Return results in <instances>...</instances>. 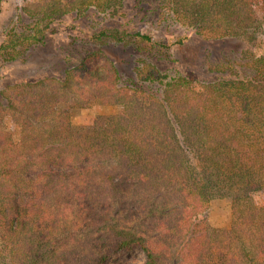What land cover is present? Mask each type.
I'll use <instances>...</instances> for the list:
<instances>
[{"label": "trees", "instance_id": "16d2710c", "mask_svg": "<svg viewBox=\"0 0 264 264\" xmlns=\"http://www.w3.org/2000/svg\"><path fill=\"white\" fill-rule=\"evenodd\" d=\"M124 1L38 0L33 11L24 9L32 19L25 32L0 51L14 58L17 44L43 39L50 19L90 7L116 12ZM170 3L178 21L209 39L243 38L249 30L255 39L264 26V0ZM119 34L101 32L94 40L120 43ZM83 62L67 71L62 88L86 76ZM247 62L249 77L200 87L172 80L157 116L149 115L147 96L133 89L125 116L77 128L60 117L54 127L24 134L12 153L0 144V242H16L0 246V264H53L55 254L57 264H116L119 254L134 249L143 251L142 264H264V54ZM108 67L105 78L115 85L117 71L111 62ZM140 76L159 78L153 70ZM46 105L29 110L45 113ZM26 156L35 160L32 197L24 195L32 189ZM55 183L67 195L50 201ZM213 198L230 203L226 230L211 228L205 217Z\"/></svg>", "mask_w": 264, "mask_h": 264}, {"label": "rangeland", "instance_id": "374dc122", "mask_svg": "<svg viewBox=\"0 0 264 264\" xmlns=\"http://www.w3.org/2000/svg\"><path fill=\"white\" fill-rule=\"evenodd\" d=\"M37 1L0 0V45H6L8 39L16 43L17 35L25 32L32 20L24 9L33 11ZM117 10L101 12L90 7L82 15L71 12L50 19L39 43L17 44L18 54L14 58L6 50L0 51L2 150L12 153L11 144L20 142L24 134L54 127V121L58 123L60 117L77 128L89 126L100 117L125 116L128 112L125 102L130 96L134 97L133 89L143 92V100L147 96V111L157 116V104L163 101L166 84L172 80L187 78L192 85L200 87L249 77L247 61L252 56L264 54V26L255 39H252L251 30L243 38L209 39L178 21L170 0H125ZM101 32H119L124 39L120 43L94 40ZM136 33L150 37L151 42L141 40ZM82 61L84 67L81 68L86 76H79L71 81L69 88H62L61 81L67 71ZM109 62L117 71L115 85L105 78V72L108 71L109 76L112 74ZM149 70L159 78L155 81L141 78L140 74ZM122 93V99L117 98ZM108 94L113 97L111 100ZM46 101L47 112L29 110L41 107ZM24 166L25 171L31 173L25 177V182L28 180L31 185L35 180V160L30 161L26 156ZM34 186L26 188V197L35 196L38 185ZM56 186V183L51 186L50 201L67 195V192L56 190ZM52 209L55 213L54 207ZM205 217L211 228L228 229L232 219L229 201L213 198L205 210ZM50 221L55 239L58 219L53 217ZM8 241V249L16 243L10 239L0 242V246ZM11 251V256L15 257L18 247ZM51 260L57 264L56 254ZM144 261L145 255L140 249L123 252L115 260L116 264H142Z\"/></svg>", "mask_w": 264, "mask_h": 264}]
</instances>
